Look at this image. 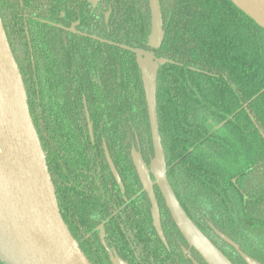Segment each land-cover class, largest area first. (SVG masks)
<instances>
[{
	"label": "trees",
	"instance_id": "obj_1",
	"mask_svg": "<svg viewBox=\"0 0 264 264\" xmlns=\"http://www.w3.org/2000/svg\"><path fill=\"white\" fill-rule=\"evenodd\" d=\"M106 1L107 12L94 11L91 24L83 14L82 26L112 42L150 50L149 0ZM158 3L163 36L153 52L168 61L157 69L156 111L171 187L175 175L181 196L220 204L234 196L236 150L249 149L255 189L249 190L246 167L240 195L264 198V29L230 0ZM34 54L20 69L30 114L62 218L89 261L113 264L112 254L124 264L188 260L163 226L166 243L156 234L133 164L134 152L147 166L153 157L135 55L73 34L62 36L61 49L47 42ZM214 126L221 137L212 132ZM154 193L165 208L157 187ZM254 207L243 213L260 223L257 236L264 246V204ZM161 214L165 224L170 221L166 208Z\"/></svg>",
	"mask_w": 264,
	"mask_h": 264
},
{
	"label": "water",
	"instance_id": "obj_2",
	"mask_svg": "<svg viewBox=\"0 0 264 264\" xmlns=\"http://www.w3.org/2000/svg\"><path fill=\"white\" fill-rule=\"evenodd\" d=\"M240 11L264 29V0H230ZM151 28L150 50L113 43L135 55L147 106L153 157L147 166L139 153L132 154L133 164L146 191L151 216L160 238L164 239L156 185L172 220L186 240L207 264H232L196 227L179 204L166 176V160L159 134L156 111V74L160 64L153 49L162 40L158 0H149ZM95 38V37H94ZM91 133V125H89ZM112 174L120 178L109 157ZM152 177V178H151ZM219 236L238 249L225 235ZM247 264H261L240 252ZM113 264H124L110 255ZM0 262L2 264H92L64 222L54 185L48 170L36 127L30 114L24 82L13 56L0 17ZM196 264V262H194Z\"/></svg>",
	"mask_w": 264,
	"mask_h": 264
},
{
	"label": "flooded vegetation",
	"instance_id": "obj_3",
	"mask_svg": "<svg viewBox=\"0 0 264 264\" xmlns=\"http://www.w3.org/2000/svg\"><path fill=\"white\" fill-rule=\"evenodd\" d=\"M108 5L106 0H0L1 21L19 70L23 69L27 60L34 59V52L40 49V44L46 45L48 42V45L52 46L54 42L58 50L61 49L62 36H64V34L67 36L73 34L101 43L111 44L98 40L103 39L110 41L98 37L95 33H89V30L84 28L81 24V18L84 17L83 14H86L91 24L94 20V11H97V13H105L108 10ZM99 19L100 17L98 16V20ZM89 125H91V133ZM219 130L217 126H214L212 132L214 131L218 137H221L222 134L221 132L219 133ZM88 132L91 141H93L92 124L90 122H88ZM250 136L251 134H249V137ZM240 150L241 149H238V151L236 150L233 160V162H235L233 170L238 172L237 175L232 178L234 196L229 199H220V204L213 203V201L218 202L217 200H207L205 198L197 199L188 194L186 196H181L183 188L176 182L175 175L174 177L172 176L171 188L186 215L232 264H247L240 252L264 264V246L262 245L263 242L259 240V236H257L258 233L260 235L262 231V229L259 231L260 223L255 221L254 214L251 213L244 216L243 213L245 207H250L252 212L253 210H257L258 207H254L255 204H264V198L241 197L240 190L245 179L241 172H243L246 167L250 170L247 181L249 190L253 191L255 189V164L250 163L253 157V152H251V150L247 149L246 152ZM239 151L240 153L238 154ZM107 157L110 158V156L106 154V161L109 166ZM219 162L221 163L222 160L219 159ZM119 186L122 187V182ZM155 187L157 186L154 185L153 190ZM160 208L162 210L161 213L165 211V208L168 212L170 221L166 224L162 219V217L165 218V216L160 213ZM160 208L158 203L161 231L163 226L165 234L167 232L170 239L176 240V249L183 254L185 259H188L184 260L181 264H195L194 262H196V264H207L201 255L192 246L188 245L172 220L167 207L165 206L164 208L160 205ZM167 226H170V232L169 230L167 231ZM154 230L158 235L155 227ZM217 232H220L233 241L238 246V249L222 239ZM100 235L102 237L103 232H101ZM160 239L165 242V238ZM103 247L106 249L107 245L103 243ZM111 251L116 254L114 249ZM0 264L2 263L0 262ZM177 264L180 263L178 262Z\"/></svg>",
	"mask_w": 264,
	"mask_h": 264
}]
</instances>
